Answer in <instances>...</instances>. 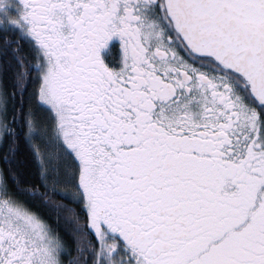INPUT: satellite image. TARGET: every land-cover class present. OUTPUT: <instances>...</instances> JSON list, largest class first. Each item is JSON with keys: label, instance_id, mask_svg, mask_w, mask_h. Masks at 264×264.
<instances>
[{"label": "snow or ice", "instance_id": "snow-or-ice-1", "mask_svg": "<svg viewBox=\"0 0 264 264\" xmlns=\"http://www.w3.org/2000/svg\"><path fill=\"white\" fill-rule=\"evenodd\" d=\"M0 264H264V0H0Z\"/></svg>", "mask_w": 264, "mask_h": 264}]
</instances>
